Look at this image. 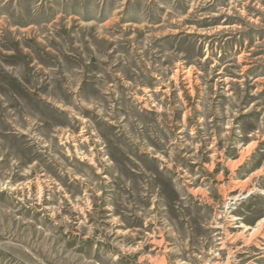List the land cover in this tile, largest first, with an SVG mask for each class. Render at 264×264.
<instances>
[{"label":"rangeland","instance_id":"obj_1","mask_svg":"<svg viewBox=\"0 0 264 264\" xmlns=\"http://www.w3.org/2000/svg\"><path fill=\"white\" fill-rule=\"evenodd\" d=\"M0 264H264V0H0Z\"/></svg>","mask_w":264,"mask_h":264},{"label":"bare ground","instance_id":"obj_2","mask_svg":"<svg viewBox=\"0 0 264 264\" xmlns=\"http://www.w3.org/2000/svg\"><path fill=\"white\" fill-rule=\"evenodd\" d=\"M262 224V223H261ZM258 230V229H257ZM255 233V232H254ZM221 249V248H220Z\"/></svg>","mask_w":264,"mask_h":264}]
</instances>
